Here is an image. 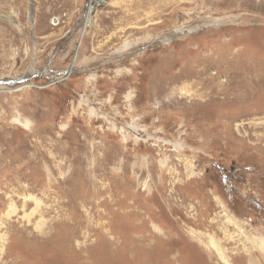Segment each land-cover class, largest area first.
<instances>
[{
    "label": "rangeland",
    "instance_id": "1",
    "mask_svg": "<svg viewBox=\"0 0 264 264\" xmlns=\"http://www.w3.org/2000/svg\"><path fill=\"white\" fill-rule=\"evenodd\" d=\"M0 88V264H264V0H0Z\"/></svg>",
    "mask_w": 264,
    "mask_h": 264
},
{
    "label": "bare ground",
    "instance_id": "2",
    "mask_svg": "<svg viewBox=\"0 0 264 264\" xmlns=\"http://www.w3.org/2000/svg\"><path fill=\"white\" fill-rule=\"evenodd\" d=\"M95 11H96V7H95V5H93L92 3H89V6H88V8H87V13H86V21H85V23H84V27L86 28V27H89L90 25H92V23L94 22V17H95ZM97 12V11H96ZM213 23H217V24H215V25H219L220 23L218 22V20H214L213 21ZM54 24H55V20H54ZM179 30V29H178ZM177 29L176 30H174V32L173 33H176L177 31H178ZM128 46V45H127ZM126 48V47H125ZM72 72V70H69L66 74H65V76H64V78L65 77H67L70 73ZM94 78V77H93ZM62 81L63 80V77L62 78H58V79H56V81ZM26 88H29V86H21V87H19V88H17V89H15V90H13L12 92H14V93H16L17 91H23L24 89H26ZM1 91H7V92H9V91H11V90H6V89H3V88H0V92ZM131 97H128V99L127 100H129ZM131 107H129L128 108V111H131ZM89 110H91V109H89ZM93 110V109H92ZM92 115V114H91ZM114 128V127H113ZM115 129V128H114ZM121 132H122V130H121ZM125 137V135H123V138ZM125 141V140H124ZM127 141V140H126ZM177 147V146H176ZM190 167H191V164H190ZM192 168V167H191ZM225 214H226V216H227V218H228V220L229 221H231L233 224H237L236 223V220H234V218L232 219L231 218V216L229 217V213L225 210ZM237 225H239V223L237 224Z\"/></svg>",
    "mask_w": 264,
    "mask_h": 264
},
{
    "label": "built area",
    "instance_id": "3",
    "mask_svg": "<svg viewBox=\"0 0 264 264\" xmlns=\"http://www.w3.org/2000/svg\"><path fill=\"white\" fill-rule=\"evenodd\" d=\"M138 136H141V134L140 133H138L137 134ZM136 140V139H135ZM153 141L154 142H156V143H160L161 144V146H163L164 148L166 147V146H169V147H171V148H173V146H171L169 143L170 142H172V141H170V140H166L165 138H159V136L158 135H156V138L155 139H153ZM180 144V143H179ZM181 145V144H180ZM179 145V146H180ZM154 146H157L156 144H154Z\"/></svg>",
    "mask_w": 264,
    "mask_h": 264
},
{
    "label": "flooded vegetation",
    "instance_id": "4",
    "mask_svg": "<svg viewBox=\"0 0 264 264\" xmlns=\"http://www.w3.org/2000/svg\"><path fill=\"white\" fill-rule=\"evenodd\" d=\"M232 170H234V169H232ZM219 173H221V175L225 178V180H227V181L230 182V179L226 175L223 174V171L222 170Z\"/></svg>",
    "mask_w": 264,
    "mask_h": 264
},
{
    "label": "water",
    "instance_id": "5",
    "mask_svg": "<svg viewBox=\"0 0 264 264\" xmlns=\"http://www.w3.org/2000/svg\"><path fill=\"white\" fill-rule=\"evenodd\" d=\"M15 82H17V81H15ZM19 82V81H18Z\"/></svg>",
    "mask_w": 264,
    "mask_h": 264
}]
</instances>
